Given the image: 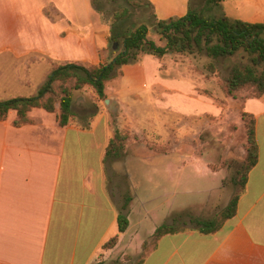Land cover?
I'll use <instances>...</instances> for the list:
<instances>
[{
	"label": "crops",
	"instance_id": "obj_1",
	"mask_svg": "<svg viewBox=\"0 0 264 264\" xmlns=\"http://www.w3.org/2000/svg\"><path fill=\"white\" fill-rule=\"evenodd\" d=\"M149 1L159 20L184 17L191 3ZM220 6L231 19L264 23V0H222ZM110 37L111 23L94 9L92 0H0V62L11 61L14 71L4 101L35 96L51 75L53 62L87 67L109 62ZM172 56L143 54L107 84L109 103L119 113L116 124L106 110L88 126L62 127L56 114L42 109L29 113L31 124L15 127V111L0 122V264H95L101 254L114 255L134 227L149 221L148 215H138L136 198L127 231H119L121 203L109 190L106 161L115 129L132 134L130 148L133 140L148 135L185 136V121L217 117L226 109L240 119L242 113L255 116L259 145V161L240 194L235 216L210 235L187 229L163 236L141 264H264V97L228 98L201 79L197 84ZM209 108L215 112L205 111ZM241 124L245 132L242 119ZM158 142L152 145V157L189 158V151L184 154L179 146L168 150ZM191 162L194 158L183 161V169ZM124 166L132 171L130 164ZM206 167L212 176L220 172ZM187 206L173 205L162 217L147 213L152 220L147 235ZM117 236L119 244L106 251L104 245Z\"/></svg>",
	"mask_w": 264,
	"mask_h": 264
},
{
	"label": "rangeland",
	"instance_id": "obj_2",
	"mask_svg": "<svg viewBox=\"0 0 264 264\" xmlns=\"http://www.w3.org/2000/svg\"><path fill=\"white\" fill-rule=\"evenodd\" d=\"M98 1L104 9L103 19L111 23L112 15L120 7L111 3H103V0ZM192 8L201 11L208 18H218L224 15L220 3L209 4L207 0H192ZM148 15L149 12L146 11L136 13L131 22L132 25L136 26L140 22H145ZM156 35L151 27L150 38L156 39ZM160 44L164 43L160 42ZM171 54L174 61L182 63L185 69L196 77L197 84H202L201 80H203L215 91L218 88L221 89V83L228 77L234 64L242 66L248 64L241 53L229 59L218 60L209 58L205 52L196 54L174 52ZM10 63L11 61L0 62V101H4V98L8 96L9 93L4 88L8 87V82L13 79L11 75L14 71L11 70L13 67ZM53 64L52 71L59 66L54 62ZM170 80L176 81L177 79L171 76ZM185 82L189 83V80L186 79ZM242 93L250 97L252 91L244 90ZM74 95L76 123L88 126L91 119L103 110L111 113L114 124L118 121V110L107 103L108 96L100 100L90 86L75 92ZM205 111L215 112V108L205 109ZM186 122L184 123V130L187 132L185 136L179 137L176 133H167L163 138L148 135L143 141L133 140L130 148L126 150V155L107 161L109 190L115 200L121 203L120 210L124 205L125 197L132 196L134 202L136 198L139 200L141 208H138V215L143 217L148 215L149 221L142 227H134L114 255L101 254L95 264H138L155 241V234L147 235L150 228L149 223H152L151 216L147 213L162 217L163 212L173 205L188 204L187 207L173 213L162 224L176 222L181 229H197L202 221H220L228 204L243 190L239 172L245 162L246 138L239 115L226 109L222 115L217 117H210V119L205 117V119H196V122ZM117 129L120 130L116 128L115 131ZM158 141H161L163 148L168 150L179 146L184 154L185 151H189V158L183 155L152 157L150 155L153 153L152 145L159 143ZM193 158L194 162L187 163V167L183 169V161L187 162L188 159ZM125 163L131 165L132 171L125 168ZM209 165L220 171L217 176H212L214 174L211 173L214 172L205 171L206 166ZM209 189L212 190L209 192ZM140 201L143 204H140Z\"/></svg>",
	"mask_w": 264,
	"mask_h": 264
},
{
	"label": "trees",
	"instance_id": "obj_3",
	"mask_svg": "<svg viewBox=\"0 0 264 264\" xmlns=\"http://www.w3.org/2000/svg\"><path fill=\"white\" fill-rule=\"evenodd\" d=\"M207 1L209 4H215L222 0ZM103 3L120 7L111 17L109 48L113 54L112 59L105 64L90 67L76 63L56 66L35 96L0 101V122L7 121L9 113L15 111V127L31 124L33 121L29 113L34 109H42L47 113L57 114L62 127L75 124V92L90 86L100 100L106 99L107 84L120 77L123 74L122 68L138 62L143 54L162 58L174 52H205L209 58L218 60L229 59L241 53L248 64H234L228 77L221 83V90L228 98L240 101L264 97V23L252 24L225 15L208 18L201 11L192 8V0L184 17L169 20H159L155 7L149 0H103ZM92 4L94 9L104 16L100 1L92 0ZM143 11L149 12L146 21L133 26L131 22L136 13ZM151 27L159 41L150 38ZM160 42L164 44L161 45ZM244 90H251V96L244 95ZM241 119L245 127L246 157L239 172V180L244 191L249 174L259 161V145L255 116L242 113ZM132 138L129 131L117 129L107 148L106 161L126 155ZM211 168L214 169L212 166ZM240 194L228 204L220 221H202L197 230L204 235L216 233L228 219L235 216ZM133 200L132 196L125 197L118 220L120 233H125L129 227V207ZM181 231L184 229L179 228L176 222L162 224L156 229L155 241L149 251L156 247L163 236ZM118 241L119 236L111 239L104 245V249H113ZM143 260L144 257L138 264Z\"/></svg>",
	"mask_w": 264,
	"mask_h": 264
},
{
	"label": "water",
	"instance_id": "obj_4",
	"mask_svg": "<svg viewBox=\"0 0 264 264\" xmlns=\"http://www.w3.org/2000/svg\"><path fill=\"white\" fill-rule=\"evenodd\" d=\"M109 102H110V101L108 100L107 103L109 104Z\"/></svg>",
	"mask_w": 264,
	"mask_h": 264
}]
</instances>
